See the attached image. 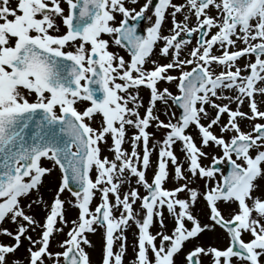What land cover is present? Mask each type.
Returning <instances> with one entry per match:
<instances>
[{
  "label": "snow or ice",
  "instance_id": "snow-or-ice-1",
  "mask_svg": "<svg viewBox=\"0 0 264 264\" xmlns=\"http://www.w3.org/2000/svg\"><path fill=\"white\" fill-rule=\"evenodd\" d=\"M96 235L100 264H264V0H0V264Z\"/></svg>",
  "mask_w": 264,
  "mask_h": 264
},
{
  "label": "rangeland",
  "instance_id": "rangeland-1",
  "mask_svg": "<svg viewBox=\"0 0 264 264\" xmlns=\"http://www.w3.org/2000/svg\"><path fill=\"white\" fill-rule=\"evenodd\" d=\"M121 52H123V49H121ZM245 110H246V106H245ZM163 118V117H162ZM218 151V150H216ZM59 176V171L57 170L56 172L53 173L52 176L47 177L46 178V196H50L51 195V189H53L55 187L56 181L58 179ZM65 196H68L69 194L67 192H65L64 194ZM72 213H70L71 215ZM14 227V226H12ZM93 239V242L95 243L96 247L95 249H90V253H91V260H92V264H100V260H101V238L99 235L93 236L91 237ZM0 239L3 240H9L10 238L8 237H0ZM55 248V244L53 245ZM59 250V249H56ZM25 254V250L22 247L20 249V251L17 253V256H22ZM131 260V251H129L127 257H126V261H130Z\"/></svg>",
  "mask_w": 264,
  "mask_h": 264
},
{
  "label": "water",
  "instance_id": "water-1",
  "mask_svg": "<svg viewBox=\"0 0 264 264\" xmlns=\"http://www.w3.org/2000/svg\"><path fill=\"white\" fill-rule=\"evenodd\" d=\"M226 167V166H225Z\"/></svg>",
  "mask_w": 264,
  "mask_h": 264
}]
</instances>
